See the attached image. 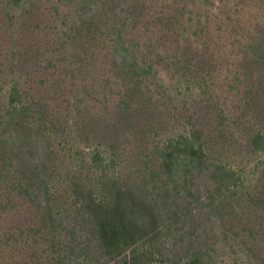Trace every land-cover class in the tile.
I'll return each mask as SVG.
<instances>
[{"label": "rangeland", "instance_id": "374dc122", "mask_svg": "<svg viewBox=\"0 0 264 264\" xmlns=\"http://www.w3.org/2000/svg\"><path fill=\"white\" fill-rule=\"evenodd\" d=\"M258 131L264 0H0V264H123L89 240L75 185L97 186L113 159L116 176L146 185L185 136L204 163L176 164L195 197L173 193L186 210L152 264L197 251L206 264H264Z\"/></svg>", "mask_w": 264, "mask_h": 264}, {"label": "trees", "instance_id": "16d2710c", "mask_svg": "<svg viewBox=\"0 0 264 264\" xmlns=\"http://www.w3.org/2000/svg\"><path fill=\"white\" fill-rule=\"evenodd\" d=\"M9 2L19 6L23 0H9ZM134 58L137 60L136 57ZM150 67L152 65L139 66L143 72L149 71L146 68ZM251 144L254 145L255 150H262L264 132L254 133ZM162 151L161 159L165 175L163 173H161L163 176L157 173L151 175L146 185L130 183L127 179L116 176L113 173L114 159L102 170L97 186L91 188L89 185H83L82 182L77 184V187L75 185L76 203L81 213L79 217L84 220L83 226L90 227V230L85 232L90 235L89 240L94 241L101 252L111 260L122 261L123 264H152L151 257L154 252L151 248L154 243L157 241L159 243L162 239L163 228L167 227L173 217H177L176 221L182 219L186 210V207L184 211L171 208L170 199L173 193L182 192L187 198L195 197L189 184V172L181 176L182 180L175 179L174 175L177 172L176 164H181V161L187 159L193 161L196 168L201 169L204 163L203 148H197L192 144L191 137L185 136L178 143L170 140ZM100 158V153L93 155L94 162H98ZM222 172L221 179L225 180L218 183V188L221 189L224 184L228 185L232 180L229 170L225 168ZM168 174L172 177L167 181L165 176ZM42 179L38 183L41 189L42 184H45V179L43 182ZM213 204L214 202L206 206L215 208ZM166 237L165 235L163 243ZM161 245L162 242L158 244L159 248ZM80 252L86 251L84 247L78 245L76 255ZM203 258L204 253L197 251L186 260L185 264H206Z\"/></svg>", "mask_w": 264, "mask_h": 264}]
</instances>
